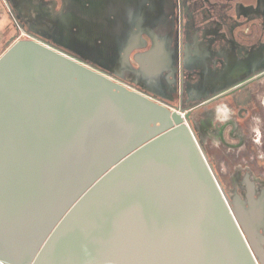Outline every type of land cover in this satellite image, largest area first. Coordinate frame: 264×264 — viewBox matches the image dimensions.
<instances>
[{
  "label": "water",
  "instance_id": "1",
  "mask_svg": "<svg viewBox=\"0 0 264 264\" xmlns=\"http://www.w3.org/2000/svg\"><path fill=\"white\" fill-rule=\"evenodd\" d=\"M49 46L0 57V264H258L183 111Z\"/></svg>",
  "mask_w": 264,
  "mask_h": 264
},
{
  "label": "flooded vegetation",
  "instance_id": "2",
  "mask_svg": "<svg viewBox=\"0 0 264 264\" xmlns=\"http://www.w3.org/2000/svg\"><path fill=\"white\" fill-rule=\"evenodd\" d=\"M106 1L0 0V11L10 19L0 57L19 40L50 45L183 111L214 175L211 161L218 159L230 169L234 162V172L242 176L240 188L248 196L235 200L249 210L241 216L252 224L255 258L264 264V0ZM104 5L105 13H99ZM138 6L147 11L145 24L135 25ZM83 13L104 17L120 33L108 36L106 58L96 44L88 52L91 61L66 50L67 29L78 33ZM101 58L105 68L94 63ZM135 58L152 63L137 64L138 71L125 68Z\"/></svg>",
  "mask_w": 264,
  "mask_h": 264
},
{
  "label": "rangeland",
  "instance_id": "3",
  "mask_svg": "<svg viewBox=\"0 0 264 264\" xmlns=\"http://www.w3.org/2000/svg\"><path fill=\"white\" fill-rule=\"evenodd\" d=\"M72 2L70 1L69 4H72ZM104 2L106 4L107 1L106 0H99V3H104ZM100 8L98 9L99 13H101V12L105 13V11H106L105 5L101 6ZM110 9H111V7H109V10ZM118 15L122 16L121 13ZM118 18H119V20L121 19L120 17H118ZM120 22L121 21H119V23ZM8 23L10 24L9 17L5 13H2L0 11V54L3 52L2 51V45H3L4 40L9 37L8 36L6 38V34H5V31L7 28L6 25ZM80 23H81L80 24L81 28L79 29L78 33H75V35H78L80 37L77 36V39H76V37H75V39L72 38V40H71L72 46L75 49L70 48L69 51L72 53L78 54L84 58H88L87 60H89L91 58L87 55L83 56V55H81V53L87 54L91 50L92 44L99 45L100 48H102L101 51L105 54L106 51H108V45L110 42V40L107 41V38H109L108 36L113 35L115 37L117 35H120L118 30H117V32H115L114 27L109 28L110 25L107 24L104 17H96V16L94 17L93 15L83 13L81 15V22ZM77 26H79V25H77ZM86 27H89L90 30ZM94 38H97V39H95V43L93 42ZM76 40H80L79 41L80 43L76 42ZM74 43L78 47L76 45H73ZM104 46H106V47H104ZM79 52H81V53H79ZM88 54L90 55V53H88ZM105 58H106V54H105ZM89 61H91V60H89ZM106 63H107V60L102 59L100 66H103V68H105ZM98 64H100V63H98ZM211 163L213 164L214 168L216 169V171L218 173L217 179H218L222 189L224 190L225 194L227 195L228 199L230 200L232 207L235 209V212L237 214H239L240 216L241 215L244 216L245 212H248L249 210L245 211L244 208H241L239 202L236 201L235 199L236 198H239V199L242 198L243 199L248 195L242 194L243 189L240 188L239 182L242 181L243 178H242V176H240V174H237L234 172V165H235V164H233L234 162L231 163V169L229 167L226 168L225 164L223 165V163L221 161H219L218 159L217 160L214 159L213 161H211ZM244 164H245L246 168H252L251 162H244ZM242 175H244V173H242ZM251 179L257 180V177L254 176ZM262 179H264V177ZM241 223L243 224V227L245 228V230L248 232V235L252 241L253 240L252 239V233H251L252 228H253L252 224H250L248 222L246 217L241 218Z\"/></svg>",
  "mask_w": 264,
  "mask_h": 264
},
{
  "label": "crops",
  "instance_id": "4",
  "mask_svg": "<svg viewBox=\"0 0 264 264\" xmlns=\"http://www.w3.org/2000/svg\"><path fill=\"white\" fill-rule=\"evenodd\" d=\"M139 9H141V8L138 6V8H137V12H136V15H135V17H136L135 25H138V23H141V22H144V24L146 23L145 20H143V18L147 16V11H142V10L140 11ZM152 17L155 18V15H153ZM131 24H132V23H131ZM77 36H78V35H75V33H74L73 31H71V29H70V30L67 29L66 37H65L66 50L69 51L70 48L75 49V48L72 46V42H71V40H72V38L75 39V37H76V39H77ZM78 37H80V36H78ZM79 41H80V40H76V42L80 43ZM73 45H76V44L74 43ZM76 46H77V45H76ZM79 53H81V52H79ZM77 55H78V54H77ZM81 55H83V56H84V55H87V56H89V57L92 56V55L84 54V53H81ZM151 60H152V59H151ZM151 60H147V59H145V61H143V63H142L138 58H135L134 62H133V61H129V60H127V64L125 63L124 65H125V68H131V69H135V70H136V69L138 68V67H137V64H139L141 67L148 66V65H150V64L152 63ZM95 63H96V65H101V64H98L97 62H95ZM116 63L118 64V62H116ZM135 63H136V64H135ZM120 64H121V62H120ZM107 65H108V64H107ZM120 68L122 69L123 67L120 65ZM137 71H138V69H137ZM142 72H144V71L139 70V74H138V76H139L140 78H142ZM149 76H151L152 78L154 77L153 74H150Z\"/></svg>",
  "mask_w": 264,
  "mask_h": 264
}]
</instances>
